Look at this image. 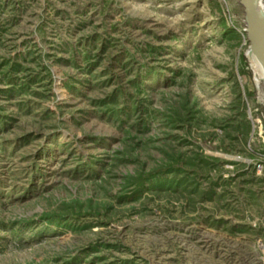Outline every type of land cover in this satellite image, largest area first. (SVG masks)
I'll return each mask as SVG.
<instances>
[{
  "label": "rangeland",
  "instance_id": "obj_1",
  "mask_svg": "<svg viewBox=\"0 0 264 264\" xmlns=\"http://www.w3.org/2000/svg\"><path fill=\"white\" fill-rule=\"evenodd\" d=\"M247 51L237 0H0V264H264Z\"/></svg>",
  "mask_w": 264,
  "mask_h": 264
},
{
  "label": "water",
  "instance_id": "obj_2",
  "mask_svg": "<svg viewBox=\"0 0 264 264\" xmlns=\"http://www.w3.org/2000/svg\"><path fill=\"white\" fill-rule=\"evenodd\" d=\"M237 1L243 12L244 33L248 42L247 52L255 56L264 73V2L263 0ZM262 80L264 84V77Z\"/></svg>",
  "mask_w": 264,
  "mask_h": 264
},
{
  "label": "bare ground",
  "instance_id": "obj_3",
  "mask_svg": "<svg viewBox=\"0 0 264 264\" xmlns=\"http://www.w3.org/2000/svg\"><path fill=\"white\" fill-rule=\"evenodd\" d=\"M247 54H248V52H247ZM248 58H249L250 62H252L253 70L255 71L254 79L256 82V86L258 87V90L260 92V96H261L262 101L264 103V84H263V80H262L264 77V73H263L262 66L258 62V60L255 58L254 55L248 54Z\"/></svg>",
  "mask_w": 264,
  "mask_h": 264
},
{
  "label": "built area",
  "instance_id": "obj_4",
  "mask_svg": "<svg viewBox=\"0 0 264 264\" xmlns=\"http://www.w3.org/2000/svg\"><path fill=\"white\" fill-rule=\"evenodd\" d=\"M263 2H264V0H263ZM261 166H262V165H260V164L257 166V167H258V170H260V169H261Z\"/></svg>",
  "mask_w": 264,
  "mask_h": 264
}]
</instances>
